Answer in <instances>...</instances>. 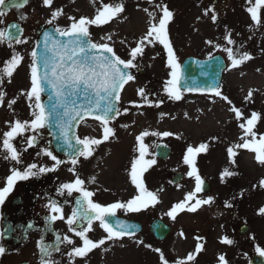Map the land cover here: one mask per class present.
I'll return each mask as SVG.
<instances>
[{
  "label": "rangeland",
  "instance_id": "rangeland-1",
  "mask_svg": "<svg viewBox=\"0 0 264 264\" xmlns=\"http://www.w3.org/2000/svg\"><path fill=\"white\" fill-rule=\"evenodd\" d=\"M54 2L52 5L54 9H63V12L77 18L83 13H86V17H94L101 7V0H95V2L93 0H54ZM111 2L112 0H103V3ZM243 2L244 6L239 11L245 19L244 31L247 36L244 40L241 39V35L237 36L231 31L232 26L227 15H219L217 23L212 26L209 23L204 24L203 20L198 21L193 27L172 28L169 33L177 50L179 62L186 54L206 55L220 52L225 55L226 68L221 90L237 107L242 108L246 116H250L252 111L261 114L262 119L257 125V130L264 134V23L257 27L246 11V8L251 5L247 4L246 0ZM157 3H160V0H152V3H149V0H125V12L110 23L95 29V33L102 36L115 33L113 36L115 50L123 58L128 59L127 53L132 46H135L134 41L148 30L149 17L143 9L157 11L155 9ZM189 11L191 16L196 14V9ZM225 26L233 34L232 39L236 41L235 45L226 44ZM120 40H125L126 43L121 44ZM207 40L213 41V44L233 47L234 50L243 44L240 51L248 52L254 58L238 68L229 70L228 66L231 62L228 60L227 53L205 43ZM166 61L167 55L161 45L157 44L155 47L149 46L145 49L144 55L138 61L140 67L136 69L135 80L126 84L121 92L120 107L128 108L129 111L111 122L110 126L115 128V137L102 143L93 157L86 161L82 160L78 165V171L86 181L89 176L96 177V182L89 189L100 193L103 204L127 201L137 194L128 174L131 161L138 155L136 137L145 130L171 131L180 135V139L175 136L145 137L150 153L154 154L155 145L159 141L169 144L173 153L165 160L155 158L157 163L144 174L146 187L157 193L160 203L146 211L128 214L131 217H140L144 223L143 232L136 236L154 248H160L169 264H174L179 259H186L190 252L194 253L197 243L203 245V249L197 254L196 260L188 264H219L218 257L221 254L226 255L229 264H247L258 245L264 248V214L259 213V209L264 207V188L259 186V181L264 179V166L255 160L254 153L246 149H236L238 154L233 158L229 157L227 148L239 142L238 138L242 132L234 114L229 111L230 105L225 101L209 93L196 92H184L183 99L180 101L167 99L163 92L170 71L166 67ZM30 64L31 59L25 63L22 62L15 71V75L30 73L28 68ZM17 81L20 82L19 79ZM18 82H15V86L19 85L16 90L21 86ZM140 87L152 93L149 96L150 100L163 99L164 103L160 107L133 106L130 102L143 103L142 98L137 94V89ZM249 90L253 91L252 102L245 101ZM213 100L215 103L212 102ZM162 113L164 115H161ZM7 115L8 112L3 110L0 116ZM121 125H127V127H121ZM79 135L81 138L84 136L101 138L103 127L99 121L87 119L81 123ZM212 137L218 139L212 140ZM200 143H208L209 148L206 153L198 156L197 159L200 160L197 161V167L201 177L209 179L211 187L207 193L201 192L198 196L200 198L212 196L215 198L214 203L202 206L195 213L182 212L173 221L164 213L174 203L182 201L185 194L193 191L195 187L194 178L187 176L189 168L183 163V155L188 145L195 147ZM232 159L235 160L234 164L231 163ZM40 162L47 164L53 161L41 155ZM62 166L65 168L61 167L57 170L56 175L59 172L62 180L65 178L73 180V174L68 171L70 165L65 163ZM225 168L237 174L225 178V182L222 183L220 174ZM177 171H182L183 177L178 182H172L169 178ZM160 189L163 191H159ZM241 193H243L242 196ZM226 201L232 204L231 208L225 207ZM153 215L161 216L172 226L169 236L162 241L154 239L148 231V220ZM241 224L248 225V229L242 234L238 232ZM181 231L184 233L183 237L179 235ZM65 234L72 235L69 232ZM105 235L106 233L97 226L94 232L89 233L94 241ZM197 236L203 239H195ZM223 236H228L234 243L232 245L221 243ZM76 243L79 246L81 241L76 238ZM122 243L124 247H121L119 243L108 242L101 248L93 250L88 257L77 258L75 264H159L158 253L143 246L138 247L128 238H125ZM60 248L61 252L54 251L50 259L58 261L59 264H68L66 253L70 249L63 244ZM104 248L109 250L105 252ZM25 259L41 264L42 255L40 251L32 250L26 243L19 251L0 256V264H15Z\"/></svg>",
  "mask_w": 264,
  "mask_h": 264
},
{
  "label": "snow or ice",
  "instance_id": "snow-or-ice-1",
  "mask_svg": "<svg viewBox=\"0 0 264 264\" xmlns=\"http://www.w3.org/2000/svg\"><path fill=\"white\" fill-rule=\"evenodd\" d=\"M53 2L54 0H42V5L52 8ZM149 3H152V0H149ZM246 3L251 5L246 8V11L250 14L254 24L261 25L264 23L261 12L264 9V0H254V3L253 0H246ZM27 4H29V0H20V2H17V0H0V25L5 23L3 19L5 11L3 9H16L19 11ZM155 9L157 11H149L148 8L143 9L149 17L148 30L134 41L135 46H132L127 53L128 59H123L117 54L114 47L115 41L113 40L115 33L101 36L100 40L104 41L101 43L94 42L90 32L92 26L100 27L120 17L125 12V0H112L111 3H103V0H101V7L97 10L95 16L91 18L86 16L79 18L67 16L70 23L65 27H55L54 32H45L43 34L42 51H37L40 48V43L38 42L30 54V86L28 89L21 91V96L28 101L31 119L21 120L17 118L14 121H6L9 130L4 132L2 138H0L3 159L13 164L10 174L6 177L5 186L0 187V208L9 200L10 194L18 182L37 178L48 172H55L59 169V166L65 163L70 165L68 171L73 174L74 179L60 184L57 194L60 196L79 194L75 198V207L72 208L71 213L67 216L59 201L50 200L45 205L48 209V215L45 217L46 221L50 223L58 220L65 222L68 226V232L72 233V235L57 233L55 245L45 243L42 236L37 244L42 255L41 264H59L58 261L51 260L50 257L52 251L61 252L60 245L62 244L70 249L66 253L68 264H75L77 258L84 259L88 257L93 250L101 248L108 242L112 244L119 243L121 247H124L122 242L125 238L133 240L138 247L143 246L158 253L159 264H169L163 251L138 238L136 236L137 226L127 220L117 218V212L123 211L125 215L136 214L146 211L150 207H155L156 204L160 203L157 193L148 190L145 183L144 174L157 163L154 154L149 152V145L145 143V137L167 138L175 136L180 139V135L171 131L149 132L145 130L136 137L138 155L131 161L128 174L137 194L127 201H116L109 204L95 201L93 197L96 192L85 186L86 180L81 177L78 171V165L81 164L82 160L86 161L93 157L96 149L102 143L115 137V128L110 126L111 122L129 111L128 108L121 109L120 107L121 92L126 84L135 80V76L130 69H139V58H142L145 49L149 46L155 47L159 44L166 52V67L170 71L168 74L169 79L164 84L163 92L166 94L167 99L180 101L183 99L184 92L198 91L209 93L225 101L230 105L229 111L234 114V118L237 120L238 127L242 132L238 138L239 142L227 148L229 157L233 158L238 154L235 151L236 149H246L254 153L255 160L264 166V134L259 133L257 130V125L262 119L261 114L252 111L250 116H246L242 108L237 107L222 92L221 85L218 83L209 85L207 88H192L182 85L181 65L169 33V25L174 21L175 13L164 0L155 4ZM210 12L212 13L210 19L214 24L217 23L218 14L215 12L214 6L205 9L203 14L208 16ZM62 15H64L63 9H53L51 18L47 23L53 24ZM20 18L27 19V16L21 14ZM8 28L9 30L7 31L0 29V45L6 43L13 50L10 58L0 67V85H3L6 79L8 83L11 82L14 72L24 59L23 55L13 48V42L15 44L27 43L26 39H21L23 29L20 25L13 23ZM60 37L64 39H60ZM224 39L227 45L236 44L227 26H225ZM119 42L121 44L126 43L125 40H120ZM205 43L227 53L228 60L231 62L228 66L229 70L238 68L246 61L254 58L250 53L240 51L243 48V44L234 50L233 47L213 44L211 40H207ZM209 59L213 60L215 57L210 53ZM45 92H48V104L42 102V94ZM137 94L142 98L143 103L130 102L135 107L139 108L145 105L160 107L164 103L163 99L150 100L149 96L152 93L144 87L138 88ZM5 97L6 92L0 90V107L4 106ZM252 97L253 91L249 90L245 101L252 102ZM212 102L215 103L214 100ZM16 103V98L8 100L7 107L12 109ZM161 115L164 114L162 113ZM185 115L187 116V113ZM89 116L99 121L103 127L101 138L89 136L81 138L75 132L78 123ZM121 127H127V125H121ZM50 128H55L58 133L56 135L58 141L56 150L63 151L68 159H58L54 155L53 150L46 146L37 152V156L43 155L50 158L54 162L51 166L38 163L25 164L23 160L24 153L29 148L37 147L43 138L42 130ZM28 133H31V135H27ZM18 137L24 140V146L17 147ZM217 139V137H212V140ZM156 147H161V145H156ZM163 147L166 148L167 145L165 144ZM208 148V143H200L195 147L188 145L186 148L183 155V163L188 166L187 176L194 178L195 187L193 191L185 194L182 201L174 203L164 213L165 216L173 221L182 212L195 213L202 206L214 203L215 198L212 196L207 198L198 196L203 191L204 180L199 174L197 157L202 153H206ZM231 163L234 164L235 160L232 159ZM236 174L225 168L220 174V180L223 183L225 178ZM95 182V176L87 180L88 184H94ZM259 186L264 188V179L259 181ZM159 191H163V189ZM242 195L243 193H241ZM225 207L231 208L232 204L226 201ZM259 213L264 214V207L259 209ZM97 224L106 235L94 241L90 238L89 233L94 232ZM28 227L31 228L32 225L29 224ZM4 235L3 232H0V239H3ZM179 235L183 237V231ZM76 238L81 241L79 246L76 243ZM195 239L201 240L203 238L197 236ZM220 242L225 245L234 243L228 236H223ZM202 249L203 245L197 243L194 253L190 252L186 259L176 260L174 264L194 262L197 254ZM108 250V248H104L105 252ZM256 251L261 256H264V248L257 247ZM5 253L6 247L0 244V256ZM218 260L219 264H229L225 254L219 255Z\"/></svg>",
  "mask_w": 264,
  "mask_h": 264
},
{
  "label": "flooded vegetation",
  "instance_id": "flooded-vegetation-1",
  "mask_svg": "<svg viewBox=\"0 0 264 264\" xmlns=\"http://www.w3.org/2000/svg\"><path fill=\"white\" fill-rule=\"evenodd\" d=\"M17 2H20V0H17ZM164 2L167 3L169 8L175 13L174 21L169 25V30L172 28L182 29L185 27H193L198 21L203 20L205 22L204 24L209 23L212 26L214 24L210 19L212 13L210 12L208 16H205L203 13L205 9L214 6L218 16L227 15L232 26L231 31L235 35H241L242 40L247 36L246 31H244L245 19L239 11V9L244 6L242 5L244 3L243 0H164ZM41 3L42 0H29V4L25 5L19 11L16 9H3L5 11V16L3 17L5 23L0 25V29L7 31L8 25L12 22L20 25L23 29L21 39H26L27 43L15 44L13 42V48L23 55V61L31 57L32 47H35L39 33L43 28L48 26L65 27L70 23L67 16H73L64 11V15H62L61 18L54 21L53 24H48L47 21L51 18V12L54 7L44 8ZM54 3L55 2H53V4ZM190 9H196V14L191 16ZM261 12L262 21H264V9H262ZM21 14L26 15L27 19H21ZM228 15H230V17ZM81 16H86V13H83V15L81 14ZM60 19H62V21ZM259 26L260 25H257V27ZM101 27L102 26L99 28ZM95 29H98V27H91L90 32L92 39L102 43L103 41L100 40L102 35H97ZM12 50L13 49L9 48L6 43L0 45V67L10 58ZM22 75L27 80V77L24 74ZM13 79L14 75L10 83H8L6 79L4 84L0 85V90L6 92L5 104L3 107H0V115L3 110L8 112L7 116H0V138H2L4 132L9 130L6 121H14L17 118L21 120L31 119L28 101L25 97L21 96V91L27 89V87L23 85V79L19 76L21 86L16 90L19 85H16V87ZM13 98L17 99V103L13 105L12 109H9L7 107V101ZM27 135H31V133ZM42 136L43 138L40 140L37 147L29 148L28 151L24 153L23 160L25 164H40V156H37V152L40 151V148L42 149L48 146L52 150L51 143L49 144L50 138L46 129L42 130ZM17 141V147L24 146V140L22 138L18 137ZM2 153L3 149L0 147V187L5 186L6 177L10 174V169L13 167L11 162L3 159ZM56 156L58 159L66 160L62 156ZM56 172L57 171L48 172L37 178L18 182L13 192L10 194L9 200L0 208V232L5 234L4 238L0 239V244L6 247V253L17 252L22 249L26 243L29 244L32 250L40 251L37 244L42 236L45 243L55 245L56 234L59 233L64 235L68 232V226L65 222L58 220L54 223H50L45 219L48 215V209L45 205L50 200L59 201L67 216L71 213L72 208L75 207V198L79 195L77 193H74L72 196L58 195L57 189L59 185L71 181V179L65 178V180H62L59 172L58 175H56ZM90 177L91 176H89L88 179ZM93 185L94 184L86 183L85 186L89 188ZM93 199L103 204L100 193L98 194V192H96ZM154 216L155 215L152 217ZM136 218L138 221L142 222L140 217ZM29 224L32 225L31 228L28 227ZM96 226L99 227L98 224ZM53 253L54 251H52V255Z\"/></svg>",
  "mask_w": 264,
  "mask_h": 264
},
{
  "label": "water",
  "instance_id": "water-1",
  "mask_svg": "<svg viewBox=\"0 0 264 264\" xmlns=\"http://www.w3.org/2000/svg\"><path fill=\"white\" fill-rule=\"evenodd\" d=\"M39 39L40 48L37 49L38 52L42 51L43 49V34ZM54 32V31H52ZM60 39H64L60 37ZM215 59L210 60L208 59H199L196 57H187L181 64V84L185 87H192V88H207L209 85L218 83L220 84L222 70L225 67V62L221 55H214ZM45 96L43 103L48 104V92L43 93ZM90 117V116H89ZM77 127V126H76ZM50 134L52 135V143L57 149L58 141L56 139V135H58L57 130L55 128L48 129ZM76 132V128H75ZM55 134V135H54ZM60 153L65 154L63 151H58ZM157 154L161 158H165L169 154V147H157ZM119 218V217H117ZM122 219V218H119ZM125 220V219H122ZM129 223H133L137 226L136 231L139 230L140 225L133 221H128ZM151 230L153 234L157 238H163L167 232L169 231V226L164 224L161 220H154L151 224ZM259 262H264L261 258H254L252 264H256ZM26 264V263H20Z\"/></svg>",
  "mask_w": 264,
  "mask_h": 264
}]
</instances>
